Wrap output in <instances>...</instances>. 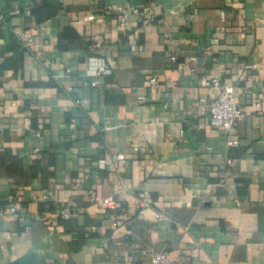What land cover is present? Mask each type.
I'll list each match as a JSON object with an SVG mask.
<instances>
[{"label":"crops","instance_id":"crops-1","mask_svg":"<svg viewBox=\"0 0 264 264\" xmlns=\"http://www.w3.org/2000/svg\"><path fill=\"white\" fill-rule=\"evenodd\" d=\"M0 204L3 264H264V0H0Z\"/></svg>","mask_w":264,"mask_h":264},{"label":"built area","instance_id":"built-area-1","mask_svg":"<svg viewBox=\"0 0 264 264\" xmlns=\"http://www.w3.org/2000/svg\"><path fill=\"white\" fill-rule=\"evenodd\" d=\"M109 10L116 9L120 13V19L122 24H126L133 17H141L146 22H152L156 17L151 9H145L139 5H131V6H123L119 5L117 7L109 6ZM97 16L95 14L90 15V19L94 20ZM15 33L22 40L25 46H31L34 41V35L32 32L23 29H16ZM95 72L97 75L108 74L112 72V69L108 67V65L103 60L97 61V66ZM151 82L153 85L157 83V78H151ZM208 84H214L220 88L219 93L211 99L207 105L210 114V120L214 127L224 129L232 133L237 129L238 123L242 120L248 113H250L249 109L245 106L239 104L235 98V95L232 92L224 89V86L221 84L220 79L218 77H212L207 81ZM99 79H96L93 82V85H99ZM258 112H263L262 105L258 104ZM77 124V118H73L71 127L74 128ZM41 131H38V135L41 134ZM230 145L238 144L236 139H230ZM120 156H123L122 154ZM76 187L80 186L79 182L75 183ZM24 186L19 187V190L16 193L10 194L8 196L9 206L7 208H1L4 212H10L15 216H18L17 206L15 204L16 197L22 193V189ZM145 196V194H143ZM100 202L110 209L117 211L119 209V201L108 196L104 197L100 200ZM74 207L69 205L63 208L60 212V217H69L74 212ZM53 220V218L51 219ZM152 261L154 264H173L172 260L167 254V250L165 248L154 252ZM0 264H3L0 262Z\"/></svg>","mask_w":264,"mask_h":264}]
</instances>
